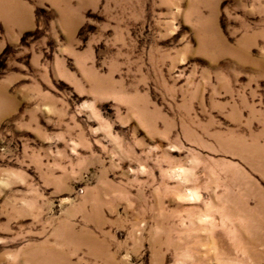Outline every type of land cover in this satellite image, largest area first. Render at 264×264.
<instances>
[{"label":"rangeland","instance_id":"obj_1","mask_svg":"<svg viewBox=\"0 0 264 264\" xmlns=\"http://www.w3.org/2000/svg\"><path fill=\"white\" fill-rule=\"evenodd\" d=\"M0 264H264V0H0Z\"/></svg>","mask_w":264,"mask_h":264}]
</instances>
